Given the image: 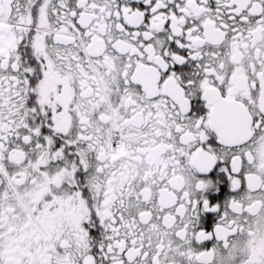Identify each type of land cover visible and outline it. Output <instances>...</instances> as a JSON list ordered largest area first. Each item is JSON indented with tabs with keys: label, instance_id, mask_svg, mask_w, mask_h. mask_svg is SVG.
<instances>
[{
	"label": "snow or ice",
	"instance_id": "1",
	"mask_svg": "<svg viewBox=\"0 0 264 264\" xmlns=\"http://www.w3.org/2000/svg\"><path fill=\"white\" fill-rule=\"evenodd\" d=\"M0 264H264V0H0Z\"/></svg>",
	"mask_w": 264,
	"mask_h": 264
}]
</instances>
